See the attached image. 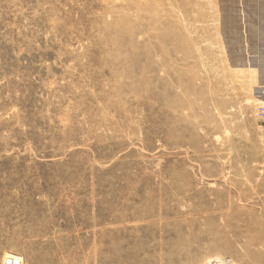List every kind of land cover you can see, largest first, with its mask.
I'll return each mask as SVG.
<instances>
[{
  "label": "rangeland",
  "instance_id": "obj_1",
  "mask_svg": "<svg viewBox=\"0 0 264 264\" xmlns=\"http://www.w3.org/2000/svg\"><path fill=\"white\" fill-rule=\"evenodd\" d=\"M0 264H264V0H0Z\"/></svg>",
  "mask_w": 264,
  "mask_h": 264
},
{
  "label": "bare ground",
  "instance_id": "obj_2",
  "mask_svg": "<svg viewBox=\"0 0 264 264\" xmlns=\"http://www.w3.org/2000/svg\"><path fill=\"white\" fill-rule=\"evenodd\" d=\"M258 238H259V237H258L257 235H252L251 238H250V241H248V242L246 243L245 247L247 248V247H249V246H251V245H254V244L258 243V241H259Z\"/></svg>",
  "mask_w": 264,
  "mask_h": 264
}]
</instances>
